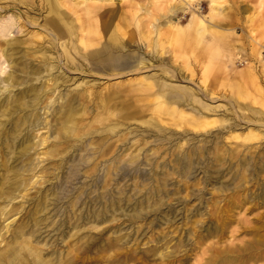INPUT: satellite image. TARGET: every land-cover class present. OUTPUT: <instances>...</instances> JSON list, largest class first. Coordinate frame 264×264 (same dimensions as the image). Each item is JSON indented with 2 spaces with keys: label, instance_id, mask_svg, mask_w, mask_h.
I'll return each instance as SVG.
<instances>
[{
  "label": "bare ground",
  "instance_id": "bare-ground-1",
  "mask_svg": "<svg viewBox=\"0 0 264 264\" xmlns=\"http://www.w3.org/2000/svg\"><path fill=\"white\" fill-rule=\"evenodd\" d=\"M40 1L47 13L43 25L36 22V18L29 13L35 9L33 0H0V19L4 15H8L9 19L6 22L0 20V57L4 58V62H7L9 66V70L2 78L3 71L0 69V82L5 83L0 95V201H11L17 197H20L21 201L28 197L35 200L28 210L27 219L25 216L17 222L13 218L4 224H2L4 221L18 212L11 207L7 209L6 205L0 203V219L2 218L0 242L5 237L8 238L4 243L6 248L0 251V264H24V260H27L26 256H31V264H57L51 258L43 259L37 247L32 245L28 238H20L29 226V218L33 221V225L37 226L40 223L38 215L47 209L50 196L55 199L56 193L50 192V188L42 191L41 186L50 178L55 177L61 180L59 174L55 172L65 167L69 160V166L73 168L86 163L88 167L84 173L90 178L96 174L101 163L103 164V183L95 197L103 200V210L90 214V219L92 215H94L93 219H96L109 209L112 212L124 209L122 202L130 200V196L125 194L124 186L127 185L122 184V190L119 189V185H116V193L111 195L113 175L121 168V163L136 165L142 158L145 159L144 164L150 167L151 181L140 183L139 176H135L132 194L134 196H139L140 192L146 194L142 195L139 203L131 208L133 214L130 217L134 222L145 217L141 215L142 211H146L147 214L158 211V214L163 217H168L172 213L169 208L165 211L159 208L164 196L168 194V189H166L167 183L158 175V169H169L170 166L172 173L179 176L181 180H186L192 173L194 165L199 166L201 159L205 156H208L209 161L200 166L203 174L197 173L200 176L196 178L194 185L204 180L214 187L219 182L217 189L220 190V187L228 186L231 180L238 179L223 204L213 201L210 204L205 202L210 212L223 216L222 227L228 229L233 225L236 221L232 217L234 214L240 211L250 212L264 205V177L261 176L264 172V150L260 154L249 151L253 145L251 141L260 139L264 134H261V130L255 126L256 123L262 124L261 120L264 121L263 112L255 106L258 103L255 95L264 101L263 92L258 85H254L257 87L253 91L246 87L237 88V94L240 97L250 99V103L243 109L256 116L247 119L244 124L246 130L239 133L236 131L242 126L228 120L229 118L211 117L206 112H211L213 107L197 98V92L201 90H203L202 94L207 96L216 94L215 86H200L198 90H194L183 85L167 84L164 80L142 79L139 75L135 76L130 82L144 90L145 98L149 100L146 108V111H149L148 117L142 118L145 113L137 117L142 118L140 124L144 126L145 132H154L159 138L148 140L147 133L142 132L135 134L129 145H124L123 142L133 133V129L126 131L122 129H126L130 124L129 119L133 118L120 114L117 108L101 101L93 115L81 124L77 120L76 113L80 109L84 112V107L78 109L77 102L85 92L88 95L89 91L85 89L80 93L79 90H73L62 94L61 86H65L68 79L59 61L63 58L67 69L75 67L77 69L79 66L75 62H78V58H83L90 63L91 68L103 71L109 69L112 76L137 72L141 69L140 67L123 71L127 68L126 59L130 57L133 39L138 38L146 42L150 50L160 55L161 49L165 48V43L171 44L170 37L163 38L161 29H156L155 23L152 22L154 29L148 26L144 29L135 19V11L132 13L130 10L122 14L119 10L115 12V5L103 6V2L112 0H73L72 4L68 0ZM11 3L16 7L23 6L25 12L8 13L12 9L8 7ZM132 4H136V1L130 5ZM156 20L158 17L155 18ZM190 20L198 24L196 31H191L189 34L191 38H196L207 31L203 19L192 14ZM169 26H171L170 23ZM30 27L37 29L30 31ZM13 28L23 37L12 36L6 39L5 36H9ZM54 46H57L58 51L53 52ZM257 54V63L254 64L256 67L261 66L259 68L264 72L262 51L260 55L259 52ZM227 58L231 60V56ZM238 61L243 62V59L238 57ZM139 62L143 63L144 60L140 59ZM209 64L211 68L213 61L211 60ZM248 70L253 78L257 79V73L251 69ZM42 77L44 80L39 85L29 83L28 86L13 92L16 86L27 84L32 80L37 81ZM56 89L58 93L54 96ZM228 100L232 102L233 107L242 109L243 105L239 103L238 97H228ZM40 109L43 110L42 119ZM227 122L228 124H225ZM28 127L31 128L28 129ZM215 128L216 131L211 138L204 137L202 143L196 146L188 145L190 138H184L181 142L178 141L172 145L168 143L172 136H166V133L172 129H181L185 134L191 132L204 134ZM94 133L99 134L96 138L84 143L85 136L91 137ZM113 134L117 135L116 138L106 143ZM35 138L37 139L34 140ZM229 139H238L241 143L236 144L235 149L231 147L222 149L220 143H226ZM206 143H210L209 146ZM147 148L150 152L146 150ZM74 150L83 152L79 154L76 161L68 158L67 154ZM118 150L120 152L115 154ZM205 152L207 154L203 156ZM47 164L51 171H47L49 168ZM248 175L260 176L262 180L260 186L263 188L256 193L257 195H252L246 189ZM36 185L38 187L35 188ZM32 188H35V193L30 195ZM82 193L81 189L74 200H70L71 207L76 204ZM110 195L111 198L108 200ZM195 199H198L197 205L203 206L202 197H195ZM256 199L259 201L256 202ZM177 201L184 207L187 218L192 210L186 206V196ZM94 203H98L97 200ZM198 212L199 210L196 209L194 215H198ZM209 227L212 226H206V229ZM240 228L245 233L257 232L261 229V225L250 227L247 224H240ZM234 230L236 229L229 231L232 233ZM32 232L31 230L30 233ZM206 232L216 233L208 230ZM260 240L258 237L234 243L230 239V243L224 245H206L199 250L200 254L193 264H249L250 261L263 260L264 244ZM160 255L162 256L159 264H181L176 251H167V254ZM179 255L183 258L188 256L184 251H181Z\"/></svg>",
  "mask_w": 264,
  "mask_h": 264
},
{
  "label": "rangeland",
  "instance_id": "rangeland-1",
  "mask_svg": "<svg viewBox=\"0 0 264 264\" xmlns=\"http://www.w3.org/2000/svg\"><path fill=\"white\" fill-rule=\"evenodd\" d=\"M68 1L71 4L73 3V0ZM134 1H136V4L130 5ZM189 1L112 0L103 2V6L106 7L115 5V12L119 10L122 14L130 10H132V13L135 11V19L144 29H146L145 26L154 29L152 23H155L156 29H161L163 38L170 37L171 44L165 43V48L161 49V54L159 51L160 55H156L154 50H150L146 46V42L140 41L138 38L133 39L130 57L126 59L127 68L123 71L132 70L136 67L141 69L137 72H128L116 76H112L109 69L103 71L91 68L90 63L83 58H78V62H75L79 66L77 69L76 67L67 69L65 67L66 61L61 58L59 64L68 79V83L61 86L62 94L73 90H79L80 93L85 89L89 91L88 95L85 92L80 101L77 102L78 109L84 107V112L80 109L76 113L77 120L81 124L86 122V118L93 115L95 108L103 101L109 106L117 108L120 114L133 118L129 119L130 124L128 127L122 129V131L133 129V133L123 142L124 145H129L133 136L142 132L147 133L146 138L148 140L159 138L154 132H145L143 130L144 126L140 124L142 118L148 117L149 111H146V108L149 100L145 98L146 92L144 90L130 82L133 77L139 75L142 79L164 80L167 84L183 85L194 90H198L200 86H215L217 89L216 94L212 96L202 94L203 90L197 92V98L213 107V110H210L211 112H205L211 117L229 118L228 120L242 126L236 132L242 133L243 130H246L244 124L247 119L256 116L243 109L246 104L250 103V99L240 97L237 94V88L246 87V89L253 91L257 87L254 85H258L264 96V72L259 68L261 66L256 67L254 64L257 63L258 52L260 55L262 51L264 57V0ZM9 6L12 9L8 13L14 11L25 12L23 6L16 7L13 3L8 4ZM33 6L35 9L29 12L30 15L36 18V22L43 25L44 19L47 17L45 7L42 6L40 0H33ZM61 9L69 12L65 8ZM192 14L203 19V24L207 27V31L196 36V38H191L189 35L191 31H196L198 27L197 22L190 20ZM128 15H130L129 12ZM7 16L4 15L0 20L6 22L9 20ZM134 16L131 14V17L134 18ZM156 17H158V20L155 21ZM169 23L171 26H169ZM36 29L34 27L29 28L30 31H36ZM12 36L23 37L22 34L16 32L15 28L12 29L9 36L5 37L9 39ZM55 51H58L57 46H54L53 52ZM228 56H231V60H228ZM238 57L243 59V62L238 61ZM140 59L144 60V64L139 62ZM211 60L213 66L210 68L209 62L211 63ZM0 69L3 71L2 78L9 70L8 63L4 62L2 57H0ZM248 69L257 73V79L253 78ZM41 74L43 75V73ZM43 80L44 77L37 81H29L27 84L23 83L16 86L13 92L28 86L29 83L39 85ZM0 86L1 95L5 83L0 82ZM57 93L58 90L56 89L54 96ZM226 95L228 97H238L239 103L243 105L242 109L233 107L232 102L228 100ZM255 96L258 102L255 106L259 107L264 116V101L258 95ZM218 104H220L219 107H214ZM42 112L43 110L40 109L41 119L44 117ZM144 113L145 115L141 119L137 117L142 116ZM261 121L262 124L258 125L256 123L255 126L261 130L262 134L264 133V121ZM225 124H228V122ZM30 128L28 127V129ZM214 131H216V128L204 134L192 132L185 134L181 129H172V131L166 133V136H172L168 140L169 144L174 145L184 138H190L188 139V145L196 146L202 143L204 137L211 138ZM98 134L94 133L91 137L86 135L84 143L96 138ZM116 136L113 134L106 143L115 139ZM156 142L158 141L156 140ZM251 142H253V145L249 150L250 152L254 154L263 152L264 134L261 135L260 139ZM238 143H241L238 139H229L226 143L221 142L220 146L222 149L227 147L235 149ZM146 150L150 152L148 148ZM119 152L120 150L115 154ZM80 153H83L82 150H74L67 154L68 158L76 161ZM205 154L207 153L205 152L203 156ZM144 160L142 158L136 165L120 164L121 168L113 175L111 195L116 193V185H119V189L122 190L121 185L125 184L127 185L124 186L125 194L130 196V200L129 202H122L123 210L112 212L109 209L96 219H93L94 215L90 219L89 215L94 214L97 210H103V200L95 198L103 183V164L101 163L96 174L90 178L84 173L88 167L86 163L73 168L69 166V160L65 167L55 172L57 175L59 174L61 180L55 177L50 178L41 186L42 191L50 188V192L56 193L55 199L50 196L47 209L38 215L40 223L37 226H34L33 221L29 218V226L20 239L28 238L32 245L37 247V251L41 253L43 259L51 258L57 264H65L66 262L68 264H159L162 256L160 254H167V251H176L178 259H181V264H193L200 254L199 250L206 245H224L230 243V239L234 243H241L258 237L264 244V205L250 212L240 211L234 214L232 217L238 223L235 221L228 229L222 227L224 223L223 216L210 212L209 207L206 208V201L209 204L212 201L220 205L223 204L224 200L231 194L232 186L238 182L237 178L231 180L228 186L220 187V190L217 189L219 182L214 187L204 180L199 182L198 185H194L196 178L203 174L200 166L209 161L208 156L201 159L199 166L194 165L192 173L186 180H181L179 176L172 173L170 166L169 169H158V175L167 183L166 189H168V194L164 196L159 208H162L163 211L169 208L172 213L168 217H163L158 214V211L149 212L148 214L146 211H142L141 215L145 217L136 222L132 221L130 217L133 214L131 208L139 203L142 195L146 194L145 192H140L139 196L132 194L133 183L136 180L135 176H139L138 181L140 183L151 181L150 167L144 164ZM47 166L49 167L47 171H51L50 166L48 164ZM197 173L200 175H197ZM261 176L264 177V172L261 173ZM260 183H262L260 176L254 175L251 177V175H248L247 191L252 195H257L256 193L264 186H260ZM35 188L30 190V195L35 193ZM81 189L83 193L79 195L76 204L71 207L70 200H74ZM147 190H149V187H147ZM111 195L108 196V200ZM184 196L187 199V208L192 210L187 218L184 214V207L177 201ZM195 197L203 198V206L197 205L198 199H195ZM94 199L98 203L95 204ZM34 201L29 197L23 201L20 197L11 201H0V203L7 206V209L11 207L15 212H18L2 224L13 218L17 222L25 216L27 219L28 210L34 204ZM258 201L256 199V202ZM196 209L199 210L198 215H194ZM240 224H247L250 227L261 225V229L257 232L245 233L242 232ZM206 226L212 227L206 229ZM233 228L236 230L230 233L229 230ZM31 230L33 231L32 234L30 233ZM207 230L216 233H207ZM7 240L8 238L5 237L0 242L1 252L4 251L2 249L6 248L4 243ZM181 251L187 252L188 256L183 258L179 255ZM26 257L27 260H24V264H31V256ZM249 264H264V259L256 262L250 261Z\"/></svg>",
  "mask_w": 264,
  "mask_h": 264
}]
</instances>
